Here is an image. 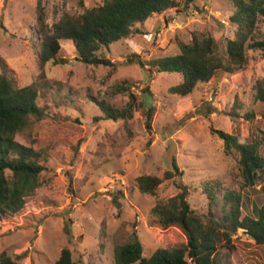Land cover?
<instances>
[{
	"label": "rangeland",
	"instance_id": "1",
	"mask_svg": "<svg viewBox=\"0 0 264 264\" xmlns=\"http://www.w3.org/2000/svg\"><path fill=\"white\" fill-rule=\"evenodd\" d=\"M83 1L86 6L101 2ZM176 1L178 11L165 17L153 15L137 25L142 33L104 49L114 67L74 60V46L65 39L59 55L67 62L47 63L41 71L33 37L37 2L49 25L65 13L76 12L77 0H0V57L13 71L16 88L38 86L36 103L43 110V117L30 118L15 140L39 152V163L45 166L39 174L40 186L24 198L23 210L0 217V255L4 252L12 259L19 255V264H53L61 249L67 248L76 264H113L114 247L134 231L148 256L186 241L177 226L150 225L148 217L152 207L178 192L175 180L187 186V201L200 214L207 213L205 186L218 182L239 190L236 155H225L222 140L210 128L240 137H255L258 130H264L259 113H264L263 104L252 99V84L264 82V56L249 50L244 69L216 71L210 81L198 83L185 97L167 91L178 81L176 73L148 75L138 65L123 63L131 52L143 60L174 55L178 42H188L193 32H208L224 53L226 40L233 37L234 28L228 22L232 0ZM259 26L264 33V17ZM122 83L130 86L136 102L142 104L126 124L104 119L95 103L104 99L123 107L127 96L113 93V87ZM235 96L243 105L241 112L254 110V119H230L224 114ZM150 107L154 111L147 127L143 112ZM171 156L179 176L163 179L154 194L134 186L141 174L163 178ZM243 194L261 204L264 186L258 184ZM237 234L238 256L231 264H264V245L251 244L240 230Z\"/></svg>",
	"mask_w": 264,
	"mask_h": 264
},
{
	"label": "trees",
	"instance_id": "2",
	"mask_svg": "<svg viewBox=\"0 0 264 264\" xmlns=\"http://www.w3.org/2000/svg\"><path fill=\"white\" fill-rule=\"evenodd\" d=\"M231 3L228 22L234 28L233 37L226 40L224 53L219 52L216 40L208 32H193L188 42H178L179 51L174 55L143 60L131 52L123 63L138 65L148 75L176 73L179 79L167 91L178 97L191 94L198 83L210 81L216 71L234 73L244 69L249 50L259 51L264 56V33L259 26L264 17V0H232ZM178 5L176 0H101L86 6L83 0H77L76 12L65 13L47 25L43 7L37 2V26L33 37L36 39L38 68L43 71L47 63L64 65L67 62L59 55L61 41L65 39L74 46V60L85 65L114 67L115 63L103 54L104 49L132 34L142 33L137 25H143L153 15L165 17L170 11L176 12ZM12 73L0 57V217L16 215L23 210L24 198L40 186L39 174L45 169L43 163H39V152L15 140V134L28 125L30 118L43 117V110L36 103L39 88L34 83L16 88ZM113 88V93L127 96L123 107L116 108L104 99L95 100V103L104 119L122 120L126 124L142 104L136 102L128 84H116ZM59 91L57 88L56 92ZM252 99L264 107L263 81L256 80L252 84ZM242 110L243 105L235 96L229 111L224 114L230 119L255 118L253 109ZM153 111L150 107L143 112L147 127ZM259 113L264 118V113ZM210 131L222 140L225 155H236L239 190L224 188L218 182L205 186L203 195L207 199V213L200 214L187 201V186L175 180L178 192L152 207L148 217L150 225L177 226L186 241L171 249H156L145 256L133 231L125 242L114 247L113 264H231L233 257L238 256L235 244L238 230L253 242L251 244L264 245V201L252 203L243 194L244 190L258 184L264 186V154L261 152L264 130H258L255 137L249 134L240 137L212 127ZM176 175H180V170L171 156L169 170L164 172L163 178L141 174L134 179V186L142 193L154 194L163 179ZM112 200L119 207L118 196ZM67 234L70 238L68 229ZM18 259L19 255L12 259L3 252L0 264H19ZM53 264H76V261L69 249L62 248Z\"/></svg>",
	"mask_w": 264,
	"mask_h": 264
}]
</instances>
